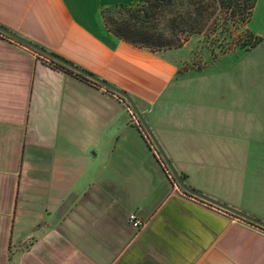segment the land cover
<instances>
[{"label": "crops", "instance_id": "0c3cea01", "mask_svg": "<svg viewBox=\"0 0 264 264\" xmlns=\"http://www.w3.org/2000/svg\"><path fill=\"white\" fill-rule=\"evenodd\" d=\"M137 1L0 0V27L127 94L185 186L264 223V64L182 70L124 43L102 14ZM159 160L118 96L0 34V264H264V230Z\"/></svg>", "mask_w": 264, "mask_h": 264}, {"label": "trees", "instance_id": "16d2710c", "mask_svg": "<svg viewBox=\"0 0 264 264\" xmlns=\"http://www.w3.org/2000/svg\"><path fill=\"white\" fill-rule=\"evenodd\" d=\"M255 2L256 0H138L130 7L120 6L106 10L102 14V20L105 29L118 40L152 52L177 48L192 35H202L210 39V43L225 45L226 51L245 46L242 36L249 38L250 34L244 26L250 20ZM47 62L53 68L64 70L96 86L50 60Z\"/></svg>", "mask_w": 264, "mask_h": 264}, {"label": "rangeland", "instance_id": "374dc122", "mask_svg": "<svg viewBox=\"0 0 264 264\" xmlns=\"http://www.w3.org/2000/svg\"><path fill=\"white\" fill-rule=\"evenodd\" d=\"M244 28L246 32L250 34V37L245 38L243 35L242 39L245 41V46L233 48L232 50L229 49L225 51V45L221 46L218 43H210V39L202 35L188 36L179 47L170 48L169 50L178 51L176 59L180 65V69L182 70H200L207 66L208 70L213 71L214 73L221 70L233 72L236 60H239V63L242 61L241 68L244 69L247 68L253 58L255 59V62L258 63V67L260 68V65L264 64V0H256L250 20ZM257 36L260 38L261 43L255 48V50H253V52H249V50L252 49V46L250 45L254 46V43L258 38ZM221 50H224V52H221ZM247 51V54L239 55L238 57H235L234 55L236 52ZM224 54H227L228 56L218 59L219 56ZM259 103L264 104V94H262V97L259 99ZM159 161L162 163L161 160ZM254 161L255 160L253 159L244 160L245 168H251Z\"/></svg>", "mask_w": 264, "mask_h": 264}, {"label": "water", "instance_id": "95a60500", "mask_svg": "<svg viewBox=\"0 0 264 264\" xmlns=\"http://www.w3.org/2000/svg\"><path fill=\"white\" fill-rule=\"evenodd\" d=\"M0 34L27 47L28 49L32 50L33 52H35L36 54L46 58L47 60H50L51 62L69 70L72 73H75L83 78H85L86 80L99 85L107 90H109L110 92H112L113 94H115L116 96H118L121 100H123V102L129 107V109L131 110V112L133 113V115L135 116V118L137 119L140 127L142 128V130L144 131V133L146 134L150 144L153 146L154 150L156 151V153L158 154L162 164L164 165L166 171L168 172V174L170 175L172 181L174 182V184L186 195L201 201L203 203H206L222 212L228 213L231 216H234L235 218H238L244 222H247L251 225H254L262 230H264V223L250 217L247 216L243 213H240L230 207L224 206L214 200H211L203 195H201L200 193L189 189L187 186H185L183 184V182L180 180V178L177 176V174L175 173V171L173 170L172 166L170 165L169 161L166 159V157L164 156L163 152L161 151L160 147L158 146V144L156 143V141L154 140L152 134L150 133L146 123L144 122L143 118L141 117V115L139 114V112L137 111L135 105L133 104L132 100L128 97L127 94H125L124 92L114 88L113 86L95 78L94 76L88 74L87 72L77 68L76 66L60 59L59 57L55 56L52 53H49L45 50H43L42 48H39L38 46L31 44L30 42L16 36L15 34L3 29L0 27Z\"/></svg>", "mask_w": 264, "mask_h": 264}, {"label": "built area", "instance_id": "2783aa9c", "mask_svg": "<svg viewBox=\"0 0 264 264\" xmlns=\"http://www.w3.org/2000/svg\"><path fill=\"white\" fill-rule=\"evenodd\" d=\"M165 173H166V175H167V177L169 178V180H170V182H172V179H171V177H170V175L167 173V171H165ZM174 183V182H173ZM172 183V184H173ZM182 193V192H181ZM182 194H184V193H182ZM184 195H186V194H184ZM188 198H190L191 200H194V201H197V202H201V201H198V200H196V199H194V198H192V197H190V196H188V195H186ZM210 208H212L213 210H217V211H219V212H221L220 210H218V209H216V208H214V207H211L210 206ZM128 222L130 223V225L132 226V228H134V229H136V230H138V229H140L141 227H142V222H140L138 219H136V217L134 216V214H130L129 216H128Z\"/></svg>", "mask_w": 264, "mask_h": 264}]
</instances>
